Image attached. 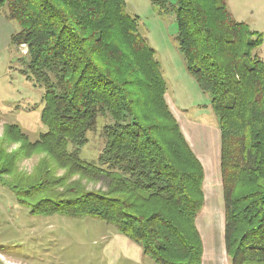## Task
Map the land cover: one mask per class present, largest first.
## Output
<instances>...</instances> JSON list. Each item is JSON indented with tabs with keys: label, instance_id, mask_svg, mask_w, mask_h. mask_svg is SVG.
<instances>
[{
	"label": "trees",
	"instance_id": "obj_1",
	"mask_svg": "<svg viewBox=\"0 0 264 264\" xmlns=\"http://www.w3.org/2000/svg\"><path fill=\"white\" fill-rule=\"evenodd\" d=\"M166 9V0H151ZM26 44L29 78L44 88L47 130L30 141L16 124L0 146V176L19 156L42 151L78 175L63 192L41 159L33 182L11 185L31 214L89 217L111 224L155 264H202L196 217L204 207V167L165 100L155 50L125 0H0ZM175 42L219 118L223 241L230 264H264V62L262 34L233 17L226 0H176ZM26 71V72H27ZM98 114L112 124L97 163L79 157ZM0 141V145L2 144ZM70 146L73 148L71 149ZM15 176V175H14ZM83 179L104 182L87 190Z\"/></svg>",
	"mask_w": 264,
	"mask_h": 264
},
{
	"label": "rangeland",
	"instance_id": "obj_2",
	"mask_svg": "<svg viewBox=\"0 0 264 264\" xmlns=\"http://www.w3.org/2000/svg\"><path fill=\"white\" fill-rule=\"evenodd\" d=\"M130 15L138 17V30L154 48L165 76V100L178 122L190 148L204 167L205 204L196 217L202 238V264H230L223 241L224 214L219 175V118L210 97L201 92L187 73L178 51L175 35L176 0H166V9L151 0H125ZM233 11L263 36L256 54L264 62V0H230ZM235 7V9H234ZM230 11V10H229ZM236 15V14H235ZM236 19V18H235ZM18 22L0 9V145L8 153L19 148V142L5 139V127L16 124L30 141L47 130L40 115L44 88L29 78L25 68L27 46H16L10 36L18 32ZM27 71V72H26ZM112 124L107 115L98 114L87 131V142L79 148V157L97 163L104 143V128ZM72 149L73 147L70 146ZM54 178L63 177L56 192H63L78 175L66 176L42 151L19 156L14 174L0 176V264H155L144 255L141 245L120 234L113 225L89 217L58 214H31L29 207L18 203L11 185L22 178L33 182L38 164L45 159ZM15 175V176H14ZM87 190L104 187V182L83 179Z\"/></svg>",
	"mask_w": 264,
	"mask_h": 264
},
{
	"label": "crops",
	"instance_id": "obj_3",
	"mask_svg": "<svg viewBox=\"0 0 264 264\" xmlns=\"http://www.w3.org/2000/svg\"><path fill=\"white\" fill-rule=\"evenodd\" d=\"M226 3H227V6H228V8H229L231 14L233 15V17L236 18L237 20H241V19H239L240 17L238 16V15L240 14V10H239V8H238V9H235V7H234V9L236 10V13H235V11H233L232 8H231L230 0H226ZM235 14H236V15H235ZM153 49H154V48H153ZM157 60H158V59H157ZM158 62H159V61H158ZM159 64H160V62H159ZM162 74H163V73H162ZM163 76H164V75H163ZM164 78H165V76H164Z\"/></svg>",
	"mask_w": 264,
	"mask_h": 264
}]
</instances>
